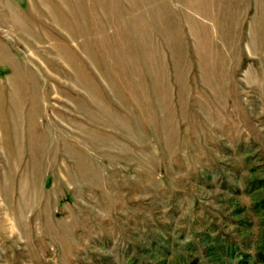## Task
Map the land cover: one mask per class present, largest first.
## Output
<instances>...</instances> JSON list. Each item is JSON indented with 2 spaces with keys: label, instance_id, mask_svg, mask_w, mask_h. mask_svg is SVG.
<instances>
[{
  "label": "rangeland",
  "instance_id": "1",
  "mask_svg": "<svg viewBox=\"0 0 264 264\" xmlns=\"http://www.w3.org/2000/svg\"><path fill=\"white\" fill-rule=\"evenodd\" d=\"M219 1L201 15L172 0L141 44L101 48L106 63L74 30L27 43L0 27L34 75L0 60V121L19 117L25 145L34 112L51 138L47 155L22 152L9 203L0 194V264H264V0ZM85 80L110 100L111 125L85 120Z\"/></svg>",
  "mask_w": 264,
  "mask_h": 264
},
{
  "label": "bare ground",
  "instance_id": "2",
  "mask_svg": "<svg viewBox=\"0 0 264 264\" xmlns=\"http://www.w3.org/2000/svg\"><path fill=\"white\" fill-rule=\"evenodd\" d=\"M39 1H40V4L42 2L43 5L45 6L47 10V17L49 18V20H51V22L55 24V26H57V28L59 29H64V30L68 29V30H74L75 32H77L78 30L81 29V25H82L81 22H84L85 25H89V27L93 29H99L101 31H104L110 27H113L114 30L118 31L121 35L125 34L126 36L125 40L126 39L128 40L131 36H134L135 41H136L135 43H139V44L142 43L141 41L143 40V36L145 37L146 27L160 26L162 23L163 17H166V16L169 17L170 12L172 11V8H173L172 0H131V2L134 1V3L127 4V5H125L122 2V0H67V1L61 0L62 5L64 6V8H66L69 11V13L71 14L73 18V22H70L66 17H64V15L61 12V9H59V7H57L54 2L49 3L52 0H39ZM177 1L181 2L182 6L180 7L183 11L186 12V9H191L194 12L201 14V15H207L209 13V10L214 5L219 6L217 5L218 0H177ZM214 2L216 4H214ZM89 3L91 4L94 3L93 10H91V8L89 7ZM157 6L158 8H155ZM149 10H152V11L149 13L148 12ZM40 13L42 14V12ZM0 24L5 26V28L9 30L14 29L17 31L18 30H21V31L27 30L28 32L33 31L39 39H42L40 37L41 36L40 29H43V26L41 28L35 24H32L31 27L28 26L29 24H27V22H24L23 15H21V12H19V9H17V7L14 5V3L11 0H0ZM194 24H196L195 21L192 22V25ZM166 30L168 31L169 28H167ZM82 31H84L83 28H82ZM75 37L76 35L73 38ZM48 39H49L48 41L53 40V38H51L50 36ZM55 49H56L57 57H60L62 61L64 62L66 61L68 63L76 65L73 54L70 52L71 50L69 47H66V46L58 47L57 46ZM84 51H85V54L88 56L89 54L87 53V51H90V50H87L84 48ZM108 55L110 54L108 53ZM0 57H2V60L8 61L15 67V70H17L16 78L34 79L32 70L29 69L28 67H26L27 68L26 70V68H24L22 64L17 62L10 55L6 46L2 43H0ZM77 70H79L78 67H77ZM12 84H16V81L12 80ZM82 85L89 92L90 97H91L90 100L93 104L91 107L88 106L87 108L84 106L80 107V109L83 110L84 112L85 120L90 122V124L102 123L103 125H107V126L111 125L114 122V117L110 109V100L107 101L106 97L103 96L102 99L104 101L100 102L93 92L95 88L93 83H89L87 80H85L83 81ZM105 85L108 89H110L112 85L109 74L106 75ZM18 92H19V89H18ZM16 108H20L19 104H17ZM22 111L23 110H21V112ZM31 114L32 115H30V118H29L30 127H28L29 129L26 131V134L28 136L27 137L28 143L27 144L25 143V145L20 139L21 133H20L19 127L21 123H19V120H20L19 117H13L10 125L0 121V128L2 130L4 129L5 131L8 130L7 132L8 140L6 139V141L4 142V145H5L4 148L6 150L5 152L7 153V157H8L7 167H8L9 175L6 177L5 182L0 185L1 197L7 203H9L10 198H11L10 197V192H11L10 182L11 181L9 178L11 177V175H13L14 171L16 170L17 163H18V160L20 159V156L22 155V152H24L27 149V147L31 148L32 146L36 145L41 150L40 155L44 156L45 153L46 155L49 153L48 144L51 138L47 136L45 132L43 131L41 132L37 129L35 130L34 127H32V125L35 122V113L32 112ZM82 127L83 129L86 128L84 126ZM34 159H35V162L33 166L34 167L33 171H37L39 169L37 167L38 164H36V160L38 159V157L36 156L34 157ZM22 188L25 189V187L23 186ZM23 191L24 193H26L25 190Z\"/></svg>",
  "mask_w": 264,
  "mask_h": 264
},
{
  "label": "crops",
  "instance_id": "3",
  "mask_svg": "<svg viewBox=\"0 0 264 264\" xmlns=\"http://www.w3.org/2000/svg\"><path fill=\"white\" fill-rule=\"evenodd\" d=\"M11 1L14 3V5L17 7V9H19V12H21V15H23L24 22H27V24H29L28 26L31 27L32 24H35L39 27L43 26V29H41V36H40L43 40L39 39L33 31H31V32H28L27 30H22V31L18 30L17 31V30L12 29L11 31H12V33H14V36L17 39H19L21 42H27V43H29L30 41H32V42H48V40H49L48 38H49L51 33L55 34V35H60L59 36L60 38L62 37V35L63 36L66 35V34H64L66 32L65 30H64V33L61 35L60 34L61 32L58 31L57 26H55V24H53L51 22V20H49V18L47 17V10H46V8L42 2L40 4L39 0H29L28 1L29 5L26 3L28 5V11H25L20 7V3H23V2L18 1L17 2L18 5H17L16 2H14L15 0H11ZM65 1H67V0H65ZM53 2L55 3V5L57 7H59V9H61V11L63 12L65 17H71L69 14V11L66 8H64V6L62 5L61 0H52L49 3H53ZM29 6H30V8H29ZM40 12H42L43 15ZM38 13H39V15H38ZM44 14H45V16H44ZM81 23H82L81 29L77 31L75 41L77 42L78 47H82V49L85 48L87 50H90V51H87V53L89 54L88 56H90L91 58H95V56L97 54L100 55V49L101 48H108V47L121 48L122 45L124 44L123 42L125 41V37H126L125 34H123V35L117 34L115 32V30L112 28H108L107 30L101 31L99 29H93V28L89 27V25H85L84 22H81ZM0 27H3V25L0 24ZM82 28L84 31H82ZM88 29H89V31H88ZM12 41H13V39H12ZM104 42H108L109 44L106 45V44H104ZM0 43L6 45L7 48L9 49V51L15 57L14 51H12L9 48V45L11 46V44L9 42L8 43L5 42V40H3L1 38V35H0ZM83 54L84 53H82V55ZM81 57H82V61L84 62V58L86 59V57L84 55ZM100 57L102 58L101 55H100ZM0 60L2 61V57H0ZM101 60H102V63H106L103 60V58ZM114 62H116V61H114Z\"/></svg>",
  "mask_w": 264,
  "mask_h": 264
}]
</instances>
